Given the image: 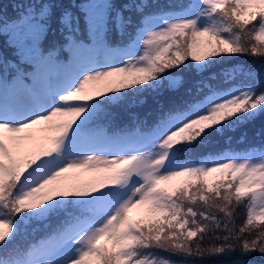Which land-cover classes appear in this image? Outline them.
Listing matches in <instances>:
<instances>
[{
	"label": "snow or ice",
	"instance_id": "snow-or-ice-1",
	"mask_svg": "<svg viewBox=\"0 0 264 264\" xmlns=\"http://www.w3.org/2000/svg\"><path fill=\"white\" fill-rule=\"evenodd\" d=\"M147 7L29 0L14 18L0 13L13 52L0 51V264H177L156 249L180 264L236 251L264 257V148L191 158L264 113V91L202 80L185 88L174 75L264 56V0ZM125 13L141 17L132 33ZM113 28L128 42L113 46ZM142 91L155 94L151 125L135 114L115 125L110 106ZM84 172L95 179L82 181ZM52 217L45 238L14 246L22 225Z\"/></svg>",
	"mask_w": 264,
	"mask_h": 264
},
{
	"label": "trees",
	"instance_id": "trees-1",
	"mask_svg": "<svg viewBox=\"0 0 264 264\" xmlns=\"http://www.w3.org/2000/svg\"><path fill=\"white\" fill-rule=\"evenodd\" d=\"M66 1H71V0H55L54 3L57 5L66 2ZM255 41H253L254 43ZM242 58H247L250 60V57H263L264 56H252V55H241ZM252 66L255 68V70L258 72L256 73L252 68L250 70L254 71L251 73V80L250 81H262V78H264V74H262V65L264 63H251ZM257 87L260 86V83L257 82ZM249 123L254 124L255 129H262L264 131V113L258 114L254 119H251L248 121ZM218 215L223 216L222 213H218ZM246 219V208L241 205L237 209L235 220H236V226L239 227L243 221ZM32 238L29 240L31 242ZM21 243V238H19L14 246H19L20 247ZM159 250V249H158ZM162 251V250H160ZM165 252V251H162ZM170 255H172L174 258H177L178 264L184 259L183 257L179 255H175L169 252H166ZM226 260L233 261L230 264H235L238 263L240 260H245L246 264H264V257H260L258 253H253L251 254L250 257H242L239 251L227 254V255H220V256H210V257H205V258H189V264H223Z\"/></svg>",
	"mask_w": 264,
	"mask_h": 264
},
{
	"label": "rangeland",
	"instance_id": "rangeland-1",
	"mask_svg": "<svg viewBox=\"0 0 264 264\" xmlns=\"http://www.w3.org/2000/svg\"><path fill=\"white\" fill-rule=\"evenodd\" d=\"M75 174V173H73ZM94 173H89V172H84L82 174H80V179L84 182H88L90 181V179L94 176Z\"/></svg>",
	"mask_w": 264,
	"mask_h": 264
}]
</instances>
